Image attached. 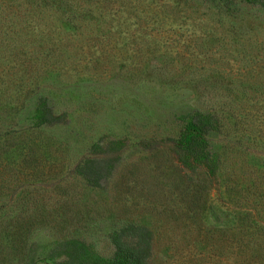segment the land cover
<instances>
[{
	"label": "rangeland",
	"instance_id": "374dc122",
	"mask_svg": "<svg viewBox=\"0 0 264 264\" xmlns=\"http://www.w3.org/2000/svg\"><path fill=\"white\" fill-rule=\"evenodd\" d=\"M119 2L94 24L107 35L91 49L102 58L87 68L89 61H81L76 81L47 94L57 111L68 110V123L38 137L47 158L42 167L84 162L88 169L60 188L38 185L36 177L21 186L23 174L33 172L22 171L20 149L5 153L0 141V264H58L68 255L84 262L110 259L112 237L127 225L152 233L147 264L233 263L217 254L212 236L215 227L231 225L230 211L213 193L187 212L195 172L167 153L169 133L163 131L177 132L178 118L204 104L209 90L203 80L245 81L251 89L241 95L260 87L264 8L238 7L223 21L198 4L190 5L196 12L179 6V0ZM195 42L200 46L189 48ZM258 107L262 117L264 105ZM55 210L63 214L51 217ZM37 216L39 224L56 221L64 229L33 230ZM30 228L28 238L16 237Z\"/></svg>",
	"mask_w": 264,
	"mask_h": 264
},
{
	"label": "trees",
	"instance_id": "16d2710c",
	"mask_svg": "<svg viewBox=\"0 0 264 264\" xmlns=\"http://www.w3.org/2000/svg\"><path fill=\"white\" fill-rule=\"evenodd\" d=\"M116 1L122 5L119 0H0V141L7 146L5 153L20 149L22 171L33 172L23 174L21 186L36 177L38 185L60 188L67 177L88 169L84 162L42 167L40 162L47 158L38 137L43 130L68 123V110L57 111L47 94L76 81V66H82L81 61H89L87 68L102 58L103 53L100 56L91 49L107 35L94 24L103 23L104 14L113 10ZM181 3L198 4L223 21L238 7L264 8V0H179V6ZM197 8L190 6L193 12ZM195 45L200 46L195 42L189 48ZM193 70L197 72L198 67ZM230 81L228 85L217 80L201 82L209 90L203 94L204 104L187 109L178 118L177 132L163 131L169 133L164 149L179 166L195 172L191 181H197L186 195L187 212L213 193L215 201L230 211L231 225L213 229L218 246L228 243L227 250L219 247L217 254L233 259L232 264H264V113L260 117L258 107L264 105V82L252 87L253 93L241 95L251 85ZM58 83H63L60 88ZM29 107L33 111L27 115ZM61 210L52 211L51 217L62 215ZM35 218L30 222L33 230L43 225L64 229L56 221L39 224L38 216ZM31 228L16 237L28 238ZM111 242L115 251L110 259L84 262L68 255L58 264H147L151 257L152 233L146 228L127 225Z\"/></svg>",
	"mask_w": 264,
	"mask_h": 264
}]
</instances>
